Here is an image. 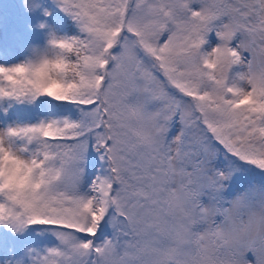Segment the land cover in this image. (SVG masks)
<instances>
[{
    "label": "snow or ice",
    "instance_id": "1",
    "mask_svg": "<svg viewBox=\"0 0 264 264\" xmlns=\"http://www.w3.org/2000/svg\"><path fill=\"white\" fill-rule=\"evenodd\" d=\"M0 264H264V0H0Z\"/></svg>",
    "mask_w": 264,
    "mask_h": 264
}]
</instances>
